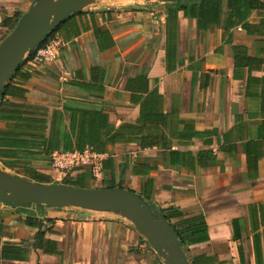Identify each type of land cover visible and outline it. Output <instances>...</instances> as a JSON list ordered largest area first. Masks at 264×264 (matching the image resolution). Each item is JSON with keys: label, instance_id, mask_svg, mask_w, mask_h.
I'll use <instances>...</instances> for the list:
<instances>
[{"label": "crops", "instance_id": "obj_1", "mask_svg": "<svg viewBox=\"0 0 264 264\" xmlns=\"http://www.w3.org/2000/svg\"><path fill=\"white\" fill-rule=\"evenodd\" d=\"M34 1L0 0V42ZM57 35L60 58L32 68L25 96L1 108V130L20 116L42 137L6 136L15 167L3 168L24 177L31 161L54 182V152L91 148L104 155L103 185L81 169L75 186H115L179 214L194 264H264V9L95 0ZM0 264L165 263L119 215L18 206L0 215Z\"/></svg>", "mask_w": 264, "mask_h": 264}, {"label": "water", "instance_id": "obj_2", "mask_svg": "<svg viewBox=\"0 0 264 264\" xmlns=\"http://www.w3.org/2000/svg\"><path fill=\"white\" fill-rule=\"evenodd\" d=\"M139 1V0H138ZM141 1V0H140ZM178 2L184 0H157ZM95 0H35L15 28L0 42V96L12 74L42 40L71 15ZM0 202L40 209L74 207L113 213L129 221L165 264H194L176 229L140 195L122 188H85L41 183L0 166Z\"/></svg>", "mask_w": 264, "mask_h": 264}, {"label": "trees", "instance_id": "obj_3", "mask_svg": "<svg viewBox=\"0 0 264 264\" xmlns=\"http://www.w3.org/2000/svg\"><path fill=\"white\" fill-rule=\"evenodd\" d=\"M242 5V4H241ZM240 5V6H241ZM249 6V5H247ZM250 6L253 9H264V1L263 0H250ZM21 15L17 16V19L14 21V23L11 26V31L15 28V26L18 24V22L21 19ZM5 23H7L5 21ZM62 28V25H60L58 28H56L55 30H53L52 32H50L40 43L39 47H43L45 46L47 43H49L55 36H57V34L60 32ZM63 50V49H62ZM34 52H31L30 54H28L29 56L33 55ZM60 58V57H59ZM58 58V59H59ZM28 60V59H27ZM27 60L23 61L20 66L15 70V72L12 74V76L10 77L9 81L6 83L2 94L0 96V121L2 120V116H1V108L4 105H12V106H16L15 103H11L10 101H8L6 99L7 96H12V95H16L17 97H24L26 94V90L25 88L22 87L23 84L26 83V81L28 79H30L32 77V68L30 66H27ZM51 63V62H47L46 64ZM20 106V105H17ZM13 120L18 121L17 123H15L16 126H18L19 128L17 129H13L12 127L7 129L8 131H4L0 129V147L1 144L3 142V140H6V136L10 137V140H21V136L25 135V136H29L31 140H37L40 139L42 137V130H38V127H35V129H31L29 131H24L21 130L20 127L23 126L20 122V120H18V118H20V116H13ZM41 124V123H40ZM25 125V124H24ZM38 125V124H36ZM44 126V125H42ZM40 125V128H43ZM27 127V126H25ZM25 140V139H24ZM22 147L25 146H19V148L21 149ZM10 152H4L1 150L0 148V160L2 161V163L9 168H14V164L12 161L8 160V158L6 157H10L9 156ZM32 162L30 161H25L24 163H21L20 166H18V173H23L25 174V178H28L30 180H34V181H38L41 183H53L49 178V176L47 174L44 173H40L37 172L32 166ZM89 170L90 168L88 167H82L76 170ZM74 170V171H76ZM73 171V172H74ZM72 172V173H73ZM72 173L70 174V176L68 178L65 179V181L63 183L60 184H66V185H76V183L74 182L73 178H72ZM107 188H115V186H107ZM17 205V204H15ZM160 213V212H158ZM160 214L165 215L166 219L172 224V226L176 229L180 240L182 241L183 247L186 249V251L188 252L187 249V243H186V238L184 237L182 231H181V226L180 225H176L174 223H172V218H177L180 215L177 213H167V212H161ZM31 224L36 225V223H33L31 221ZM192 260V258H191Z\"/></svg>", "mask_w": 264, "mask_h": 264}, {"label": "built area", "instance_id": "obj_4", "mask_svg": "<svg viewBox=\"0 0 264 264\" xmlns=\"http://www.w3.org/2000/svg\"><path fill=\"white\" fill-rule=\"evenodd\" d=\"M264 1V0H263ZM68 44L60 36H55L45 46L35 49L33 55H27V66L36 68L43 66L47 62L56 61L60 56L62 49ZM53 180L60 182L70 176V174L79 168H90L96 179L102 177L104 155L91 148H85L82 151L54 152L51 155ZM20 205L0 202V215L7 209H17ZM24 207V206H23Z\"/></svg>", "mask_w": 264, "mask_h": 264}, {"label": "rangeland", "instance_id": "obj_5", "mask_svg": "<svg viewBox=\"0 0 264 264\" xmlns=\"http://www.w3.org/2000/svg\"><path fill=\"white\" fill-rule=\"evenodd\" d=\"M154 1H157V0H154ZM123 3H127V4H131V5H140V4H145L146 3V0H122ZM1 168L9 173H12V174H15V171H11V170H7L5 168H3V166L0 164ZM90 178L94 180L93 184L97 185V186H102L103 183L102 181H98L94 176H93V173L91 172L90 173ZM54 181V180H53ZM65 180L63 181H60V182H57V181H54L53 183H56V184H60V183H63ZM79 186V185H78ZM81 187V186H79ZM111 214V213H110ZM129 222V221H128Z\"/></svg>", "mask_w": 264, "mask_h": 264}]
</instances>
